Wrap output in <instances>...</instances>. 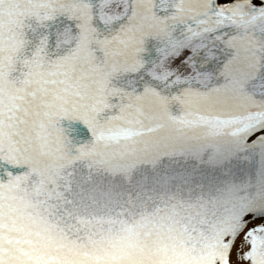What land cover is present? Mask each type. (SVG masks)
Returning <instances> with one entry per match:
<instances>
[{"label":"snow or ice","instance_id":"6c2138e0","mask_svg":"<svg viewBox=\"0 0 264 264\" xmlns=\"http://www.w3.org/2000/svg\"><path fill=\"white\" fill-rule=\"evenodd\" d=\"M0 264H264V0H0Z\"/></svg>","mask_w":264,"mask_h":264}]
</instances>
